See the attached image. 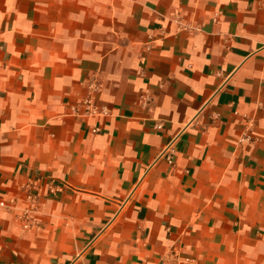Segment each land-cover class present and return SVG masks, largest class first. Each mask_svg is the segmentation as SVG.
I'll use <instances>...</instances> for the list:
<instances>
[{"label": "crops", "instance_id": "0c3cea01", "mask_svg": "<svg viewBox=\"0 0 264 264\" xmlns=\"http://www.w3.org/2000/svg\"><path fill=\"white\" fill-rule=\"evenodd\" d=\"M0 203V264H264V0H0Z\"/></svg>", "mask_w": 264, "mask_h": 264}, {"label": "built area", "instance_id": "2783aa9c", "mask_svg": "<svg viewBox=\"0 0 264 264\" xmlns=\"http://www.w3.org/2000/svg\"><path fill=\"white\" fill-rule=\"evenodd\" d=\"M98 90H99V87L95 83L89 86L87 95L78 104L79 107L81 108V112L79 113L81 116L83 117L106 116L108 114L106 107L98 106L96 104L95 98H96V94ZM75 112H77L76 109H75ZM241 119L248 128L253 126V120L248 118L246 115H242ZM98 131H99L98 129L93 130V132H98ZM242 140L251 142L252 137L246 132ZM166 159L169 164H172L173 160H172V155L170 152L167 153ZM38 189L39 188L36 182L28 184V186L25 188V192H26L25 199L27 202V208L19 216L22 221V227L25 230L30 229L34 223L33 214L36 213ZM49 192L53 194L55 192V187H50ZM0 205L2 206L3 204L0 203Z\"/></svg>", "mask_w": 264, "mask_h": 264}]
</instances>
